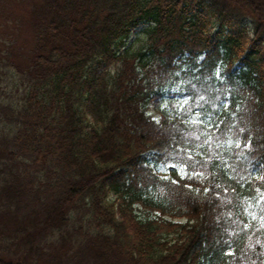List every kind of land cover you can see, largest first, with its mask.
<instances>
[{
  "label": "trees",
  "instance_id": "16d2710c",
  "mask_svg": "<svg viewBox=\"0 0 264 264\" xmlns=\"http://www.w3.org/2000/svg\"><path fill=\"white\" fill-rule=\"evenodd\" d=\"M21 3L0 6V264H264V0ZM207 114L251 141L243 172L192 149ZM185 162L205 181L155 173Z\"/></svg>",
  "mask_w": 264,
  "mask_h": 264
},
{
  "label": "snow or ice",
  "instance_id": "6c2138e0",
  "mask_svg": "<svg viewBox=\"0 0 264 264\" xmlns=\"http://www.w3.org/2000/svg\"><path fill=\"white\" fill-rule=\"evenodd\" d=\"M216 75H220L219 72L216 73ZM191 105H188V108L189 110H191ZM199 108L200 106L199 105H196V109H197V115H199ZM155 119V118H154ZM206 121H207V127L208 128H211L213 127L214 125L211 123V114H207L206 117H205ZM204 123L205 120H194L193 123ZM222 123V121L220 122ZM218 126V125H216ZM245 130L243 128L240 129V132H244ZM210 139V137H209ZM231 143V142H230ZM241 143H243V141H240V140H237L236 142V146L237 147H240ZM245 147L247 148H250L251 147V141H248L246 144H245ZM187 151L188 152V155L185 156L184 155V152ZM169 159H177V160H184V161H192V163L194 165H199V161H195L193 156L191 155V150L188 149V150H185V149H178L177 150V154L174 155V156H170ZM159 167L161 168H168V169H174L176 170L177 172L180 173V175L183 177V178H188L189 176H191L192 178H196L198 176H201L202 173H197V172H189L188 171V163L185 162L183 165H180V164H176V163H172V164H159L158 165ZM165 179H168V177H165ZM173 183H178V181H173ZM190 187V185H189ZM205 191H208V189H205ZM225 191H227V189H225ZM224 255H228V256H231L233 255L231 249L229 248V250L227 252L224 253Z\"/></svg>",
  "mask_w": 264,
  "mask_h": 264
}]
</instances>
